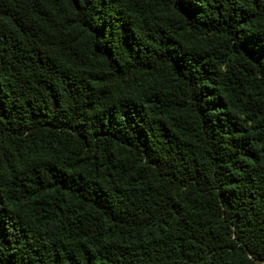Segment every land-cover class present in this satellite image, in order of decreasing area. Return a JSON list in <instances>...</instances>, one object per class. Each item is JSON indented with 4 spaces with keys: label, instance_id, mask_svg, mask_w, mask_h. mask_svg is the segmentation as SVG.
<instances>
[{
    "label": "trees",
    "instance_id": "trees-1",
    "mask_svg": "<svg viewBox=\"0 0 264 264\" xmlns=\"http://www.w3.org/2000/svg\"><path fill=\"white\" fill-rule=\"evenodd\" d=\"M0 264H264V0H0Z\"/></svg>",
    "mask_w": 264,
    "mask_h": 264
}]
</instances>
